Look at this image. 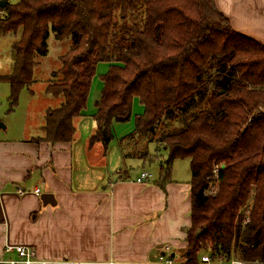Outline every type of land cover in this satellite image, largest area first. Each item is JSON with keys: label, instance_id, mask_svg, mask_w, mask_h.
<instances>
[{"label": "trees", "instance_id": "1", "mask_svg": "<svg viewBox=\"0 0 264 264\" xmlns=\"http://www.w3.org/2000/svg\"><path fill=\"white\" fill-rule=\"evenodd\" d=\"M0 10V34L21 30L14 65L0 75L10 83L12 105L36 81L51 34L69 43L46 82V95L61 99L46 108L47 140L73 138L97 65L107 62L91 140L108 147L131 138L133 150L138 139L146 148L155 141L157 150H167V165L190 158L191 223L182 262L194 263L203 252L264 261L263 42L234 29L216 0H19ZM136 99L145 111L118 137L114 122L131 118ZM214 165L218 189L207 194Z\"/></svg>", "mask_w": 264, "mask_h": 264}, {"label": "crops", "instance_id": "2", "mask_svg": "<svg viewBox=\"0 0 264 264\" xmlns=\"http://www.w3.org/2000/svg\"><path fill=\"white\" fill-rule=\"evenodd\" d=\"M216 3L234 29L264 43V0ZM6 98L8 91L0 95V108ZM50 99L43 119L33 121L27 112L13 129L7 121L0 128V259L16 255L5 250L7 243L32 245L39 257L57 261L159 264L160 256L181 255L191 223L190 180H173L165 189L159 174L137 182L141 172L129 168L155 154L129 160L127 140L115 138L108 147L92 141L96 110L74 118L71 140H47L46 108L61 100ZM43 193H52L54 203L45 204Z\"/></svg>", "mask_w": 264, "mask_h": 264}, {"label": "rangeland", "instance_id": "3", "mask_svg": "<svg viewBox=\"0 0 264 264\" xmlns=\"http://www.w3.org/2000/svg\"><path fill=\"white\" fill-rule=\"evenodd\" d=\"M10 3H16L19 0H6ZM21 33V30L18 33L14 34L12 32L7 34H0V72H9L14 65V50L13 43L16 37ZM14 34V35H13ZM49 52L47 56L41 58L40 63L34 70V77L36 81L33 82L30 86L23 87L20 91L18 102L15 105L10 103L8 98L5 99L4 105L0 108V118L1 120L7 121L10 129H13L15 124L20 123V120L25 117V113L28 112L30 119L33 121H38L43 119L44 106L51 102L50 97L46 96V82L52 76L54 70L57 69L60 62L58 61L59 54L63 53L65 49L69 46L67 39L64 41L58 40L51 34L48 39ZM110 69V65L101 61L97 65L96 74L92 81L91 86V101L88 103L87 110L91 112L95 111V101L94 98L100 94V91L103 87L102 75H104ZM8 91L10 93L11 86L9 82H0V95ZM52 103V102H51ZM13 106V107H12ZM43 109V110H42ZM42 111V112H41ZM145 111L144 104L136 99L133 103V113L130 119L126 121H115L114 122V131L118 137H121L124 134L131 132L135 127L136 116L142 115ZM176 123V121L169 122L164 127L158 130V134L155 136L158 137L159 134H162L164 130H168L171 125ZM143 140V141H142ZM138 139L135 143L138 149L133 150V141L130 138L128 143V148L132 151L128 156V159H136L132 154H139L149 150V154H155L153 159H148L144 165L136 164L132 168L130 167V172H141L142 169L150 171L153 175H160L159 178V187L165 189L166 184L175 180L179 183H189L191 178V161L189 157L176 158L167 165L168 152L165 148L160 147L157 150V143L152 141L148 143V148L144 146V139ZM140 144V145H138ZM157 150V151H156ZM158 154V155H156ZM183 253V250H181ZM180 256V257H179ZM176 255L175 260L181 262L184 260L182 255ZM255 264V263H254Z\"/></svg>", "mask_w": 264, "mask_h": 264}, {"label": "built area", "instance_id": "4", "mask_svg": "<svg viewBox=\"0 0 264 264\" xmlns=\"http://www.w3.org/2000/svg\"><path fill=\"white\" fill-rule=\"evenodd\" d=\"M2 11L0 10V15ZM153 177L152 173L148 170L141 171L140 175L136 178L137 182H144ZM218 177H219V166L214 165L212 170V175L209 177V184L206 188L207 194H213L218 189ZM36 192H40V188H35ZM26 190L19 188L18 193L23 194ZM250 220V209L246 208V213L244 215V222H248ZM169 248V247H167ZM6 251H14L15 257H10L7 259H0V264H114V261L111 262H99V263H90L85 261H74L69 259H63L60 261L43 259L39 257L36 248L29 244H10L7 243L5 247ZM264 264V261L259 262H250L248 260L239 258L235 255L227 256H218L214 257L209 252H203L200 255V259L194 263H185V262H177L174 257L160 256L159 264Z\"/></svg>", "mask_w": 264, "mask_h": 264}, {"label": "water", "instance_id": "5", "mask_svg": "<svg viewBox=\"0 0 264 264\" xmlns=\"http://www.w3.org/2000/svg\"><path fill=\"white\" fill-rule=\"evenodd\" d=\"M7 1L6 0H0V7L4 8L6 5ZM6 127L5 123L3 121L0 120V128H4ZM41 199L43 200V202L45 204L49 203H54L53 199V194L52 193H43L41 195ZM165 253V252H163ZM172 256H174V253H172Z\"/></svg>", "mask_w": 264, "mask_h": 264}]
</instances>
